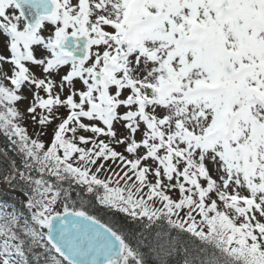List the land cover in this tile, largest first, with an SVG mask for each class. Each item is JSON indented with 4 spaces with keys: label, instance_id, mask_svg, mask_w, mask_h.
I'll list each match as a JSON object with an SVG mask.
<instances>
[{
    "label": "snow or ice",
    "instance_id": "snow-or-ice-1",
    "mask_svg": "<svg viewBox=\"0 0 264 264\" xmlns=\"http://www.w3.org/2000/svg\"><path fill=\"white\" fill-rule=\"evenodd\" d=\"M0 136V264H264V0H0Z\"/></svg>",
    "mask_w": 264,
    "mask_h": 264
},
{
    "label": "rangeland",
    "instance_id": "rangeland-1",
    "mask_svg": "<svg viewBox=\"0 0 264 264\" xmlns=\"http://www.w3.org/2000/svg\"><path fill=\"white\" fill-rule=\"evenodd\" d=\"M23 106H24V105L21 104V108H22ZM25 126H26L27 129H28V134H29V135H32L34 129H33V127L31 126L30 122H25ZM118 150H119V149H118ZM0 160H1V159H0Z\"/></svg>",
    "mask_w": 264,
    "mask_h": 264
},
{
    "label": "trees",
    "instance_id": "trees-1",
    "mask_svg": "<svg viewBox=\"0 0 264 264\" xmlns=\"http://www.w3.org/2000/svg\"><path fill=\"white\" fill-rule=\"evenodd\" d=\"M7 147V141L4 139L3 136H0V149H4Z\"/></svg>",
    "mask_w": 264,
    "mask_h": 264
},
{
    "label": "water",
    "instance_id": "water-1",
    "mask_svg": "<svg viewBox=\"0 0 264 264\" xmlns=\"http://www.w3.org/2000/svg\"><path fill=\"white\" fill-rule=\"evenodd\" d=\"M0 159L2 160V157H0Z\"/></svg>",
    "mask_w": 264,
    "mask_h": 264
}]
</instances>
